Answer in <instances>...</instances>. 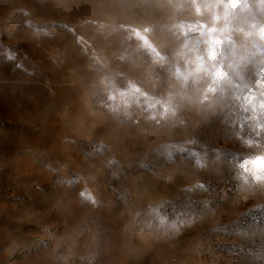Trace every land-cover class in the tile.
<instances>
[{
  "label": "rangeland",
  "instance_id": "1",
  "mask_svg": "<svg viewBox=\"0 0 264 264\" xmlns=\"http://www.w3.org/2000/svg\"><path fill=\"white\" fill-rule=\"evenodd\" d=\"M0 264H264V0H0Z\"/></svg>",
  "mask_w": 264,
  "mask_h": 264
}]
</instances>
